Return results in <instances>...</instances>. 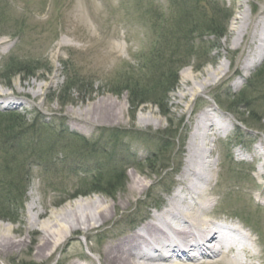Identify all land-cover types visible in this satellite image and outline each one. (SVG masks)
Masks as SVG:
<instances>
[{
  "label": "rangeland",
  "instance_id": "374dc122",
  "mask_svg": "<svg viewBox=\"0 0 264 264\" xmlns=\"http://www.w3.org/2000/svg\"><path fill=\"white\" fill-rule=\"evenodd\" d=\"M183 1L0 0V88L6 89L11 100L17 101L14 105H0V112L26 114L29 122H33L36 116L45 120L56 119L57 124L63 120L70 133L75 131L90 141L98 140V147L104 149L99 158L81 160L78 166L73 165L77 162L76 156L59 144V154L54 151L53 158L66 161L60 163L58 173L51 171L50 167L46 172L44 168L47 166L37 165L34 158L19 156L18 183L21 185L22 179L27 183L24 206L15 209L11 213L13 217L0 215V228L8 229L10 226V234L21 245L8 251L4 258L1 256L0 264H67L72 260L83 261L85 257L96 260L97 255L92 248L102 245L107 232L114 234L136 227L148 214L158 212L168 202L185 166L191 132L200 114L210 105L224 119L230 117L233 120L229 132L219 133L214 145L213 159L218 161L215 170L219 176L213 185L220 198L215 211L233 208L236 204L241 206L244 195L239 193L252 191L261 201L258 204L249 202L254 215L252 219H257L254 237L259 238L260 247L264 248L262 189H251L254 180L250 175L255 173L251 171L252 164L240 161L237 156L238 151H242L251 160L252 150L264 138V118L258 122L249 116V111L264 116V95L254 92L255 88L248 90L250 80L264 64V59L246 75L242 66L251 45L252 28L256 20L264 15V0H201L199 8L200 12H206L205 21L208 23L215 15L226 26L224 36L219 37L206 26L196 32L193 39L178 40L174 35L175 31H179L178 23L183 16H179L183 11L181 8L184 6L180 5ZM214 8L225 14L214 13ZM239 12L249 14L252 25L237 48L231 29ZM226 14L229 18L223 20ZM162 31L163 34H172L175 40L166 44L167 41H162L160 35ZM156 62L159 63L154 69L152 66ZM219 62L227 67L226 75L217 78L205 89L193 93L190 90L192 81L182 83V73L199 76L206 67L216 68ZM12 63L13 67L10 66ZM166 67L178 72V81L173 88H168V93L163 92L165 83L155 85L150 81L160 76ZM16 69L23 70L12 77ZM28 82L33 85L24 86V93H20L21 84L27 85ZM70 82L77 83L78 90L70 93L67 88ZM130 84H135L136 88L146 87L149 91L146 100L137 107L130 101L131 93L127 88ZM39 85L43 88L40 89ZM39 89L40 93L35 95ZM14 92L20 95L13 97ZM243 92L245 99L240 98ZM159 98L163 100L164 108L158 105ZM252 100L254 103L248 105ZM97 105L107 108L105 114L94 115L90 124L81 121L79 127L74 125L79 119L74 117L71 109L87 113ZM162 110L167 113H162ZM143 115L147 119L141 121ZM179 125L182 127L177 133L182 140H174V152L167 150L165 155H161L164 159L148 165L146 158L158 149V144L163 147L167 138L172 139L169 128L173 133ZM112 127L136 135L133 138L123 137V147L117 148L116 155L106 145L108 136L104 133L105 128ZM66 134H58V137L64 138L59 143L67 142ZM179 145L181 148H178ZM130 154L135 156L128 158ZM2 157L0 150V170L4 164ZM47 158L45 156L44 160ZM97 161H100L98 166ZM121 166L128 170L123 183L111 188V194L92 191V179L97 172L95 167L101 169V180L104 182L101 186L104 187L107 181L104 177L111 169H121ZM137 177L144 179L148 185L143 193L131 198L126 209L119 207L113 219L91 231L92 237L76 232L64 240L51 256L48 253L43 255L39 241L42 230L28 231L30 214L27 203L32 186L36 191L38 210L52 212L93 195L105 197L110 203L119 202ZM234 184L235 189L231 191ZM241 210L243 214H249L245 208ZM47 217V214L41 216L38 223Z\"/></svg>",
  "mask_w": 264,
  "mask_h": 264
},
{
  "label": "bare ground",
  "instance_id": "6f19581e",
  "mask_svg": "<svg viewBox=\"0 0 264 264\" xmlns=\"http://www.w3.org/2000/svg\"><path fill=\"white\" fill-rule=\"evenodd\" d=\"M232 24L233 43L238 48L252 25L250 15L239 12ZM252 30L251 45L242 63L245 75L264 59L263 14L256 20ZM3 42L2 40L1 44ZM226 73L227 67L223 62H219L216 68L206 67L199 76L191 77L182 73V83L192 81L190 90L194 93L195 90L205 89ZM26 84H21L20 93H24V86L33 85L31 82ZM39 86L40 89L43 88L42 85ZM40 89L35 95L40 93ZM18 94L14 92L12 96ZM0 99L1 106L17 103L11 100L8 91L4 88H0ZM106 110L107 108L104 109L102 105L95 106L92 112L89 110L87 113L81 109H71L74 117L79 119V123L75 122L74 125L79 127L81 121L90 124L94 115L102 116ZM145 119L147 116L143 115L141 121ZM232 121L230 117L224 119L217 114L213 105L208 106L198 117L197 124L191 132L187 142L185 166L176 182L177 188L169 196L168 202L158 212L148 214L136 227H129L114 234L107 232V238L102 245L96 249L92 248L97 255L96 260L85 257L83 261L72 260L67 264H259L258 262H264V248L260 247L259 238L254 237L257 219H252L254 215L249 205V202L253 201L255 204L260 203V199H257L252 191L244 190L239 193L244 195L243 201L240 202L242 207L236 204L233 208L226 207L222 211H215L220 198L217 196L218 190L213 185L214 180L219 176L215 170L218 161L213 159L214 145L219 133L229 132ZM252 151L251 160L246 158L242 151H238L237 156L240 161L252 164L251 171L255 173L250 175L254 180L251 189H262L260 194L264 198V138ZM147 185L144 179L137 177L119 202L110 203L105 197L93 195L52 212L38 210L36 191L32 186L28 192L30 199L27 203V212L30 214L28 231L42 230L39 241L44 251L43 255L48 253L47 255L51 256L64 240L72 237L76 232L92 237L91 231L103 227L107 221L113 219L119 207L126 209L130 205L131 198L143 193ZM234 186L235 184L232 185L231 191L235 189ZM240 207L245 208L249 214H243ZM46 214L48 217L38 223V219ZM9 227L0 228V257L3 258L8 251L21 245V242L10 234ZM43 255L41 254V257Z\"/></svg>",
  "mask_w": 264,
  "mask_h": 264
},
{
  "label": "trees",
  "instance_id": "16d2710c",
  "mask_svg": "<svg viewBox=\"0 0 264 264\" xmlns=\"http://www.w3.org/2000/svg\"><path fill=\"white\" fill-rule=\"evenodd\" d=\"M186 1V2H185ZM176 2V0H174ZM200 2L201 0H195V2H190V0H184L183 3H181V6H184L181 8V15L182 18L178 23V30L175 31L176 35L175 37L178 38V40L182 39H193V35L196 32H200L199 30H202L204 27L207 26L208 30L213 31L216 33L219 37L224 36L226 26L219 22L217 17L214 15L213 18H210L207 21H205L206 13L205 11L200 12ZM198 4V5H197ZM208 4L212 5L213 3L209 2ZM206 5V4H205ZM199 9V16L196 15ZM214 13L216 14H225L221 10L217 11L216 8H214ZM229 15L226 14V16L223 17V20H225ZM216 17V18H215ZM161 38L162 41H167L166 44H169L170 41L175 40V37L170 34L166 33L163 34V31L161 32ZM161 52V51H160ZM163 59L160 61L162 62ZM178 63L180 60H177ZM157 63V64H156ZM153 64L152 68H156L158 66L159 62H156ZM11 67L14 66V63L10 65ZM168 66V63H167ZM24 69V68H23ZM23 69H16L12 73V77L15 74H19L22 72ZM8 70H11L8 68ZM178 72H176L174 69H170L169 67H166L164 70H162L160 76L153 77L150 79L155 85H158L160 83H165V87L163 89V92H169L167 91L168 88H173L174 85L177 83L178 79ZM32 76V75H31ZM255 77L250 80V85H248V90L251 88H255L254 92H262L264 95V64L259 68L257 73L254 75ZM136 84V83H135ZM135 84H130L127 86L128 89H130L131 93V103L135 105L136 107L139 106L142 101L146 100L147 95L149 94V91H147L146 87L136 88ZM78 84L75 82H70L68 84V91L72 93L74 90H78ZM153 94V92H151ZM245 92H243L240 95V98L245 99ZM160 101H157L158 105L161 107L164 106V102L161 98H159ZM254 103V101H249V104ZM164 108V107H163ZM167 110V109H166ZM252 112V113H251ZM162 113H167V111L162 110ZM249 116L251 120H258L260 122L264 118V116H259L257 112L255 111H249ZM64 121L61 120L60 123L57 124L56 119L52 120H45L40 119L37 116L35 117V120L33 122H29V119H27V115H22L19 112H0V150L3 152V166L0 170V215H7L11 216V213L14 212L15 209L22 208L24 206V197L26 196V189H27V183H25V180L21 182L22 184L18 183V168L21 167V163L19 161V156L24 155V159L28 157L36 159V164L40 166H47L44 168L46 172H49V169L51 171H56V173L59 172V165L61 162H65L66 160H56L53 158L54 151L58 155L57 152L59 149V144H62L63 148L69 149L75 157V160L77 162L73 163V165L80 166L81 160L85 159H92V158H99L101 156L102 151L98 145L99 141L94 140H88L87 138H84L82 135H78L76 133H70L68 132L69 128L64 127ZM182 127V125H179V129ZM171 131L172 139L167 138V142L164 144L163 147H160L158 144V149L154 151L152 155L146 158V162H148V165L155 164L156 161L162 160L165 157H162L161 155H165L167 153V150H171L174 152L176 149V146L174 144V140L179 136L177 133L178 130L174 131L172 133V128H169ZM66 134L67 142L66 143H59V141H63L64 138L58 137V134ZM104 133L106 136H108V139L106 141V145L112 148L113 154L116 155L117 148L123 147L121 144V141L123 140V137H136V135L130 132H126L124 130H121L119 128H105ZM167 133V132H166ZM55 139V140H54ZM70 144V146L68 145ZM69 152V151H68ZM67 152V154H68ZM107 152V149H106ZM112 154V155H113ZM48 157L47 160H44V157ZM68 156V155H67ZM82 156V157H81ZM132 154L128 156V158H131ZM126 158V157H124ZM53 162L52 165L49 163ZM100 161L96 162V166L99 165ZM30 164V163H29ZM50 167L49 169H47ZM121 169H111L109 172V175L107 177H104V179H107L106 186H101L104 182H102L101 177L103 174L101 173V169L98 167H95L96 173L93 177L94 187L92 191L97 192H106L111 194L112 189L114 186L123 183V177L126 173V169L120 167ZM164 169V168H163ZM100 171V173H99ZM29 175V170L27 171ZM29 179V178H28ZM13 217V216H11ZM31 264V263H26ZM33 264V263H32Z\"/></svg>",
  "mask_w": 264,
  "mask_h": 264
}]
</instances>
